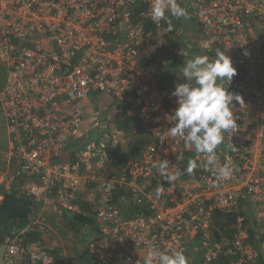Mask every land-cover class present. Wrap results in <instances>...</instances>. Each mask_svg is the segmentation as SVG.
I'll return each mask as SVG.
<instances>
[{
  "label": "built area",
  "instance_id": "built-area-1",
  "mask_svg": "<svg viewBox=\"0 0 264 264\" xmlns=\"http://www.w3.org/2000/svg\"><path fill=\"white\" fill-rule=\"evenodd\" d=\"M153 3L0 0L4 188L33 201L28 224L4 244V264H71L54 256L56 226L87 214L93 264H145L154 248L182 251L188 264H264V0H177L190 17L187 41L178 18L153 22ZM217 50L237 69L226 87L244 100L233 106L237 131L216 152V167L233 166L220 182L206 155L168 136L172 93L185 82L173 61L215 59ZM92 95L119 102L120 115L137 114L144 148L121 168L109 165V151L124 149L123 137L103 130L99 111L95 140L67 149L85 135L82 105Z\"/></svg>",
  "mask_w": 264,
  "mask_h": 264
},
{
  "label": "clouds",
  "instance_id": "clouds-1",
  "mask_svg": "<svg viewBox=\"0 0 264 264\" xmlns=\"http://www.w3.org/2000/svg\"><path fill=\"white\" fill-rule=\"evenodd\" d=\"M169 17L188 18V12L177 0H154L151 7L153 22L159 23ZM169 28L171 29L170 21ZM181 71L185 82L177 83L172 93L177 98L178 106L171 114L173 126L168 129V136L178 137L186 147L206 155L209 171L216 181H227L233 175V166L228 161L216 167V152L225 143L226 137L230 139L231 134L237 131L234 104L244 105L243 97L230 92L226 87L237 75V69L229 55L217 50L215 59H210L207 55L193 56ZM167 164V161H162L153 166L158 171H163ZM196 167L195 161H191L187 171L191 173ZM179 175L177 172L175 178ZM160 195L162 191L158 188L156 196ZM154 261L158 264H188V258L182 251L171 252L156 248L149 252L145 264H153Z\"/></svg>",
  "mask_w": 264,
  "mask_h": 264
},
{
  "label": "rangeland",
  "instance_id": "rangeland-1",
  "mask_svg": "<svg viewBox=\"0 0 264 264\" xmlns=\"http://www.w3.org/2000/svg\"><path fill=\"white\" fill-rule=\"evenodd\" d=\"M189 21V15L188 18H178V25L182 30L181 39L183 41H187L189 38V30L191 27V25H189ZM3 65L4 64L0 61V92L3 89V84L6 80V73ZM120 108L124 109L119 102L108 96L92 95L91 102L82 105V109L85 114L82 127L85 130V135L80 140L71 141L67 149L74 150L81 143H90L95 140L97 137L98 127H94L96 122H94L92 118L95 113L99 111L101 114V116H99V123L107 126L106 128H103V130L109 132L111 127L113 129H117L123 137L125 144L124 149L127 150L128 153H131L133 150L132 147L135 148L138 146L136 145L138 143V138L142 137L140 136L137 114L133 111V116H128L127 114L120 115L118 114ZM5 126L6 121L0 103V130H5ZM6 149L7 139L6 135H4L2 138L0 137V158L3 157L2 152L6 151ZM56 230L60 235L63 234V237L61 235V239L64 243L66 255L69 257L72 264H74V262L76 264H93V261L89 257L86 249L87 241L90 237L89 233L81 236L75 231L65 228L63 224L57 225ZM199 242L200 241H198V243ZM4 251L5 246L0 245V264H4Z\"/></svg>",
  "mask_w": 264,
  "mask_h": 264
},
{
  "label": "trees",
  "instance_id": "trees-1",
  "mask_svg": "<svg viewBox=\"0 0 264 264\" xmlns=\"http://www.w3.org/2000/svg\"><path fill=\"white\" fill-rule=\"evenodd\" d=\"M186 62L187 60L184 59L174 60L173 67L178 70L182 66H185ZM144 144L145 141L143 137H139L137 143L138 146L135 148L132 147L133 150L131 153H128L127 150L121 148L110 150L109 165L113 168H121L127 164L131 156H135L137 153L139 154L144 148ZM0 193L4 196L0 206V245H4L8 237H10L11 230L14 227L24 228L28 224L32 212L33 201L31 198L19 194L15 190L6 191L3 186H0ZM87 211L91 213L89 208H87ZM66 222L68 228L81 236L85 227L95 228V220L92 214L68 217L66 218ZM221 228L224 230L223 223L221 224Z\"/></svg>",
  "mask_w": 264,
  "mask_h": 264
},
{
  "label": "crops",
  "instance_id": "crops-1",
  "mask_svg": "<svg viewBox=\"0 0 264 264\" xmlns=\"http://www.w3.org/2000/svg\"><path fill=\"white\" fill-rule=\"evenodd\" d=\"M4 69H5V73H6V78H7V70L5 68V66L3 65ZM6 81V80H5ZM5 84V82H4ZM4 84H3V87H4ZM2 100H3V89L2 91L0 92V103H1V109L3 111V115L5 117V112H4V109H3V106H2ZM90 102H91V98H90ZM5 121H6V126H5V130L2 129L0 130V137L2 138L4 135H6V139H7V149L6 151H3V157L0 158V186H5V183H6V179L10 173V164H9V158H8V152H9V149H10V136L8 134V131H7V120H6V117H5ZM1 153V151H0ZM4 199V196L0 193V202H2ZM62 217L59 221V224L58 225H61L63 224V226L67 229H70L66 226L67 222H66V218L68 217ZM58 233V232H57ZM87 232L83 231L82 232V235H86ZM62 237H63V234H61ZM61 235L58 233V238H59V244L54 247V256L56 257H59L61 258L62 260H66L68 259L69 260V257L66 255V251L64 249V243L61 239ZM80 255V254H79ZM92 260V259H91ZM93 261V260H92ZM72 264V263H71ZM74 264H76L74 262Z\"/></svg>",
  "mask_w": 264,
  "mask_h": 264
}]
</instances>
